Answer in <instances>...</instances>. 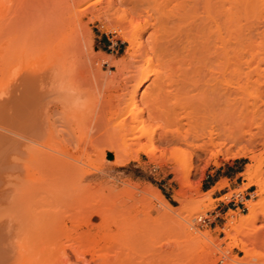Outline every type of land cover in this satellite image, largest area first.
Wrapping results in <instances>:
<instances>
[{
	"label": "rangeland",
	"instance_id": "obj_1",
	"mask_svg": "<svg viewBox=\"0 0 264 264\" xmlns=\"http://www.w3.org/2000/svg\"><path fill=\"white\" fill-rule=\"evenodd\" d=\"M108 1L49 0L44 7L46 11L53 14L52 16L58 22H63L69 17L70 9H81L80 14H77L79 19L75 18L76 14L74 13V17H69L73 23H69L67 19L69 25L67 22H64V25L67 24L66 27L61 24L65 28L71 26L70 29H75L71 31V34L67 28L64 35L68 36L65 38L67 41L70 39V43L65 42H67L66 44L72 42L75 43L74 45L77 44V47L79 46L80 55L78 53L77 61L81 56L79 61L81 69L78 68L81 70L78 77L82 91L80 101L84 103L80 106L88 108L83 107L82 112L80 107L81 111L78 113L82 112L83 116L77 114L78 117L76 116V122L73 124L75 126L78 124L77 120L82 118L79 120L81 127L78 125L81 130L77 131L79 128L76 125L75 133L69 136L78 135L82 130L88 132L89 128L96 132L100 128V124L104 123L99 130L104 129V132L101 133L105 134L95 139L94 148L101 152L109 151L112 155H121L127 151L133 154L138 152L140 159L138 161L130 160L131 166L130 164L115 165L111 172L102 170L98 159H95L89 165L85 164V167L94 176L90 182L76 184L72 176L61 178L58 181L50 180V184L59 183L55 188L52 187L54 189H51L54 194L57 193V190L60 191L57 197L50 196L54 195L51 191H49L50 193H41V197L44 195L43 199L40 196H38L39 199L36 197L39 205H35L37 202H32V206L29 207V212L33 211L34 213L32 218L29 217L31 216L29 213V216L25 215L28 211L26 210L21 215L18 214V217H22L21 219L16 220L15 217L7 220L9 223L11 222V225L15 224L16 227L20 224L18 220H22L23 225L25 222L27 224L33 221L34 231H38V233L32 231L34 234L31 236V233L27 232L28 228L25 224L24 233L27 232V234L23 237L24 233H21L23 228L20 230L19 226L18 233L16 232L18 229L12 227L15 229V235L12 233L14 241L19 239L27 241L28 239L29 242L32 238L38 239L40 233H45L46 230L37 228L41 224H46L47 230L53 231L54 229L57 232L59 237H55L58 239L55 241L60 240L66 246L67 262L69 263L264 264V241L256 243L247 241L251 254L258 256L250 258L245 257V253L234 245V240L227 236V232L231 235L234 234V230L227 225L228 220L246 215L248 201H258L262 198V196L260 197L262 194L256 192L259 188L257 184L247 186L246 183L248 182L249 168L257 167L258 173L264 175V61L224 62L202 59L194 62H169L171 65L166 67L167 62L165 65H161L156 61V57L153 58L148 66L151 68V74L141 87L134 102L137 109L143 108L140 116H142L143 125L147 130L138 141L134 140L131 133L127 134L125 131V126L124 128L112 126L116 125L114 123L118 121L119 117L118 119L115 117V120L114 117L111 118L110 111L112 112L113 108H111L112 105L109 108L107 104L110 105L114 101L112 97L122 92L120 88L126 77L130 78L131 83H134L140 71L144 66H147L148 62L144 60L145 57L137 55L139 49L131 48L129 43V38L138 28L137 25H141L145 18L149 19L150 24L141 33L139 40L143 47L151 52L155 41L163 36L164 13L172 7L173 2L170 0H148L139 7L141 14L134 12L128 5H122L103 12L101 19L94 17V14L102 10L101 8ZM92 2H95L93 6L82 9ZM29 4V7H32L29 9L32 13L29 22L32 25L27 28L25 36L27 34V37L36 39L37 25L43 23L45 18L42 14L37 13L32 3ZM29 7L26 0H5V12L8 16H13ZM90 9L93 12H90ZM54 10L56 13L58 12L57 14L62 12L67 15L66 18L63 17L64 15H58L63 17L61 19L55 18ZM41 17L43 18L41 19ZM77 20L78 23H76ZM113 25L118 26V29L111 30ZM64 30L66 31V29ZM14 36H10V39L12 41L17 39L14 42L17 43L20 38ZM1 37L2 40L5 37L7 42L10 41L7 39L9 35ZM1 39L0 42H5ZM71 39L76 41L73 42ZM31 46L32 44L29 42L28 49L29 47L33 48ZM160 84L162 85L159 88ZM225 90H227V94L224 93ZM83 93L89 94V97L83 98ZM114 93L116 94L114 95ZM129 96L130 94L127 93L123 102L130 101ZM176 101L177 103H175ZM90 102L93 104L90 105ZM102 105H105L103 110ZM122 105L124 104L121 103ZM125 105L128 104L125 102ZM147 105L154 112L151 117L148 116ZM91 110L93 113H90ZM112 113L114 114V111ZM53 118L62 120L59 114H55ZM57 119L56 122H58ZM64 119L66 118L64 117ZM129 122L133 131L138 133L142 124L139 115L135 114V117ZM61 123L59 121L57 125L65 127V124L61 125ZM96 123L99 124L98 127H96L98 124L94 126ZM105 123H107L106 126ZM212 125L218 132H221L219 148H222V151L214 156L210 153L200 152L193 145L202 130ZM63 127H61L62 130L66 131V127ZM176 129L188 137L189 144L184 142L163 143L161 141L164 132L170 135ZM230 131H234L233 140ZM98 133L94 134L99 135ZM123 133L126 134V138L123 137ZM62 134L54 136L62 137ZM66 135L63 134V138ZM60 139L51 142V140H55V137L54 139L52 137L45 143H57ZM63 143L60 145L64 147ZM51 144L45 146L46 148L43 147L44 150L49 149ZM60 145L55 144V150L59 147L60 150ZM52 146L54 145L52 144ZM219 148L212 147V151ZM53 149L51 147V151ZM55 150L50 152L59 153V150ZM144 150H152L154 159ZM228 150L232 153H228ZM62 153L61 151V157ZM67 156L69 157L68 154L64 157ZM69 159H73V157ZM189 159L192 170L186 178L184 171ZM75 162L82 163L81 161ZM82 165L84 166V163ZM36 167L38 168V166ZM37 168L35 169L36 173L30 170V173L34 172L30 174V177L37 174ZM38 175H40L39 172ZM36 176L33 178L39 177ZM156 194L161 195L160 199L156 197ZM36 198L33 201H36ZM13 209H7L8 212L14 211L9 213L11 217L16 214L15 208ZM0 211L3 214L0 218L9 219V214L3 213V210ZM41 211L44 216L40 213ZM38 213L42 215L41 217L46 218L45 221H48L53 228L44 222V218L42 220L37 217ZM24 215L27 218L23 217ZM258 216L262 218L261 214ZM255 224L257 227L261 225L260 221ZM41 227L42 225L39 228ZM44 233L42 235L48 236L47 232ZM28 234L30 236H27ZM19 235L22 238H19ZM235 235L238 238H243L241 234L237 235L236 233ZM49 236L47 240H52L54 237L51 238L50 233ZM33 240H31L32 244L37 241ZM18 242L16 244L19 245ZM56 242L54 244L60 245ZM37 243L40 244V242ZM43 243L51 247L45 248L44 252L47 255L46 252L48 249H52L53 243L45 241L41 243L42 246L33 245H38L39 248L43 247L42 250H44ZM33 245L30 242L29 246H25L31 248ZM57 246L54 247L56 250L61 245L59 248ZM56 250L55 252L49 251L52 252L50 253L51 258L57 256ZM48 256L49 254L47 258ZM60 256L59 259L57 256L58 260H60ZM58 260L55 257V261L52 262L63 264Z\"/></svg>",
	"mask_w": 264,
	"mask_h": 264
},
{
	"label": "bare ground",
	"instance_id": "obj_2",
	"mask_svg": "<svg viewBox=\"0 0 264 264\" xmlns=\"http://www.w3.org/2000/svg\"><path fill=\"white\" fill-rule=\"evenodd\" d=\"M48 1L49 0H32L30 2V0H26L28 7L30 5L29 3H32V6L36 8L37 13L42 14L45 18L43 23L37 25L38 33L36 39H34V37H27V34L25 36L27 28H29V25H32L29 22L32 16L29 9H32V7L26 8L25 10L23 9L13 16H8L5 12V0H0V39L2 38L1 36L8 35L9 37H7V39H10V36L12 37V35H17L14 37L21 39L20 42L19 39L17 43H14L17 39H13V41L10 39V41L8 40L7 42L4 37V39L1 40L5 42H0V210H3V213L6 212L5 214L14 212H8V208H15L16 211L15 216L11 217V213L9 216L7 215L9 219H3L4 217L0 218V264H54L52 261H55V257L56 260H58L59 255L61 256L58 261H62L63 264H78L76 262H67L68 253L66 246H64L63 242L60 240V242H56L59 237L57 232H55L54 229L53 231L50 230L51 232L47 230L46 224L44 225L40 223L42 227L39 228L41 225L38 224L39 227L36 228L38 230H42L43 228V230H46L45 233L47 232L46 234L48 236L45 237L42 235L44 232H41L42 234L40 233L38 239L32 238L31 240H37L33 244H38L37 242H40V244H38L39 246H42L41 243L45 241L51 244L53 243L55 246L51 245V250L54 252L56 250L54 247L58 245L54 244V242L60 243L61 246L58 245L57 247L59 248L60 246L61 249L59 248L58 250L61 251L56 250L58 259L57 256H54V258L50 257V253L52 252H49L51 250L48 248V252L46 253L47 255L49 254V256L47 258L44 251H46L45 248L49 245L46 243H43L44 250H42L43 247L39 248L38 245L34 246L31 240H29V242L28 239L27 241H20L19 238H22V234L18 236L19 238L17 237L19 242L14 241L12 233L15 235L14 230L16 228L18 229L19 226L20 230L23 228L21 233H24V229L28 228L27 232H30L31 236L37 231H34L35 228L33 227V221L30 222L32 225H30V223H27V225L25 222V228L22 224V220H18L20 224L17 222L19 224L17 227L14 226L15 224L11 225V222L9 223L7 220H11L15 217L16 220L18 218L21 219L22 217H18V214L21 215L26 210L28 211H26L27 213L25 215H31L29 217L32 218L34 213L32 210V213L29 212L31 203L37 202L35 205H39L38 196L43 199L44 195H42V198L41 193L51 191L54 194V191L51 189H54L55 186L59 184H50V180L58 181L61 178L72 176L73 179H75L76 184L92 181L94 176L91 174V171L85 167V164L88 163L89 165L95 159H98L99 166L102 167V170L105 172H111V169L115 165H129L130 160L138 161L140 159L138 152L133 154L127 151L121 155H112L109 151L101 152L97 148H94L93 143L95 142V139L100 137V135L105 134L101 133L104 129L99 130L104 123L100 124V128L96 131L97 133L100 131L98 133L99 135H95L97 134L96 132H93L95 130H90L89 128L91 133H88L89 131L87 132V130L86 132H83L82 130V132L79 131L78 135L69 136L70 134L75 133L76 125L78 127L79 120L82 119V112L84 108H87L80 106V104L84 105V103H81L80 101L82 91L80 90L78 77L80 75L79 72H81V70H79L81 69L79 62L81 56L79 61H77L80 55L78 49L79 46L77 47V44L74 45L75 43L72 42L71 44H66L67 42L70 43V39L68 38L69 40L67 41L65 38L67 35H64L67 32L68 27L65 28L67 24L69 25V23H73V20L69 17H74L76 14L75 18L77 17L79 19L77 14L81 9H70L71 12H69L70 14L67 18L65 17L67 15H64L62 12L60 13V11V14H57L58 12L56 13L54 10L53 13L56 14L55 18H66L64 21L62 20L63 22L59 20L60 23L58 20L54 19V16H52L53 14H51L50 11L44 9ZM145 2H148V0H109L104 7L101 8L102 10H99L97 14L95 13L96 15L93 14L94 17L101 19L103 12L110 11L122 5H128L134 10V12L141 14V12H139V7ZM170 2H173V5L166 13H164L165 15L162 21L163 36L155 41L151 52L147 51L139 40L141 33H143L150 24L149 19L145 18L141 25H137L138 28L135 29L134 33L129 38V43L131 48L137 47L139 49L137 55L145 57L144 60L148 62L147 66H144L140 71L134 83H131L130 78L126 77L120 88L122 92L118 94H116L117 92L114 93V95L116 94L112 97L114 101L112 102L110 99L112 103L110 102V105L107 104L109 108L112 105V112L114 111V114H116L114 116L110 111L111 118L113 119L114 117L115 120V117H117V119L119 117L118 121L114 123L116 125L112 126L118 128H124L125 126L124 129L127 131V134L130 132L132 139L137 141L141 136L145 135L147 129L143 125L144 121L142 116H140L143 108L139 107L137 109V105L135 106L136 103L134 104V102L141 87L151 74V68L148 66L153 58L156 57V61L161 65H165L167 62L165 65L166 67H168L169 62H194L202 59L220 60L224 62L264 61V0H170ZM93 3L95 2L86 5L82 9L89 8L91 5L93 6ZM91 9L93 10L94 8L92 7ZM92 10L90 12H93ZM58 15L64 16L59 17ZM42 18L43 17H41V19ZM67 19L69 20V23ZM64 22H67V24L64 25ZM78 22L79 21L77 20L76 23ZM70 27L68 29L71 33V31L75 29L73 28L72 30ZM113 28L117 30L118 26L113 25L111 30H113ZM64 29H66V31ZM73 39H71V41ZM32 40H34V42H32ZM75 41L73 40V42ZM29 42H31V47L33 48L29 47L28 49ZM76 61L79 63V66ZM161 85L162 84L159 85V88ZM226 91L227 90L224 92L225 94H227ZM127 93L130 94V101L127 100L128 102H123V98L125 99ZM86 94L83 93V98L85 96L89 97V94ZM82 101L84 102V99H82ZM125 102L128 104L127 106L125 105ZM121 103L124 105L121 106ZM175 103H177V101ZM91 104H93V102H90V105ZM104 106L105 105H102V110ZM80 107L82 110V112H80L81 114L78 113L81 111ZM146 109L149 117L154 115L150 106L147 105ZM91 111L92 112L90 113H93V110ZM55 114H59L60 119L62 120L56 119L58 122H62L61 125L65 124L66 131H64V129L62 130L61 127L63 126L57 125L58 122L53 118ZM77 114L81 115V117L79 116L81 119L77 120L78 124L74 126ZM135 114L139 115L140 121L142 122L138 133L133 131V127L129 122L135 117ZM64 117L66 119H64ZM97 124L98 123L94 124V126ZM106 124L107 123H105V126ZM98 126L99 124L96 127ZM79 127L81 126L79 125ZM78 130L81 129L79 128L77 131ZM118 130L120 131V129ZM62 133L65 135L67 134L66 137L64 136L63 138ZM229 133L233 140L235 136L234 131H230ZM55 134H62V137H59L63 139L54 136ZM125 136L126 134L123 133V137ZM52 137L53 139L55 137V140H51V142H55L56 139H60L62 143L64 142V147L60 145L62 144L60 141L57 142L61 146L60 150V147L55 150L56 146H58H55L57 143H52L54 146L50 143L51 147L54 148L53 150H59L60 154L58 152L57 154L51 153L53 150L51 151V147L49 148L50 144H47V142L45 143V141L50 140ZM69 139H71L70 142ZM161 141L163 143L184 142L189 144L188 137L181 134L179 129H176V131L170 133V135L164 132ZM47 145H49L48 148L50 150L45 149V151L43 147H47ZM193 145L202 153H210V155L213 156L217 155L222 151V148H219L221 145V132H218L213 125L205 128L199 134L196 142H193ZM212 147H218L219 149L212 151ZM61 151L63 152L62 157ZM144 152L150 157L153 156L152 150H144ZM228 153L232 152L228 150ZM66 154L69 155V157L67 156L68 158L64 157ZM71 157H73L74 160L69 159ZM152 159H154V156ZM75 161H81L84 163V166L82 163L79 164ZM34 164L38 166V168ZM36 168L37 174H35V176L37 175L39 177L36 176L37 179H34L33 177L35 176L30 177V174L34 173ZM30 170H33L34 172L31 171L30 173ZM191 170L192 164L189 159L184 171V176L186 178ZM38 172L40 175H38ZM247 179V186L253 184L259 186L256 192L262 194L260 195L262 198L258 201H248V212L246 215H242L238 219L232 218L228 220L229 222L227 225L234 230V234L231 235L227 232V236L234 240V245L238 246L245 253V257L257 258L258 256H253L251 254L247 241L250 240L254 243L264 241V232H262V230H264V175L258 173L257 167L254 169L249 168ZM53 186L54 188H52ZM59 192L60 191L57 190V193L55 192L54 195L50 196L57 197ZM34 197H37L38 199L36 198L37 200L33 201L35 199ZM156 197L160 199L161 195L156 194ZM39 202L41 203V201ZM40 213L44 216L43 211ZM41 214L38 213L36 215L43 220L44 217H41ZM259 214L262 215V218H259ZM25 215L23 217L27 218ZM2 216V211H0V217ZM39 218H37L38 221H40ZM45 219L46 218H44V222L49 224ZM257 221H260L261 223L259 227L255 224ZM36 225L37 224L35 223V226ZM12 227H15V229ZM51 227L53 228L52 225ZM20 230L18 229L16 232L19 233ZM27 232L22 236L25 237ZM49 233L51 238L52 236L54 237L52 240L48 239V241L47 238L50 237ZM236 233L237 235L241 234L243 238L236 237ZM30 235L28 234L27 236ZM24 241L26 242L25 245L29 246V243L31 242V245L33 246H31V248L25 246ZM17 242L19 245L16 244ZM35 250H37L38 253L37 251L35 252ZM83 255H86V253H83ZM51 256L53 255L51 254Z\"/></svg>",
	"mask_w": 264,
	"mask_h": 264
}]
</instances>
